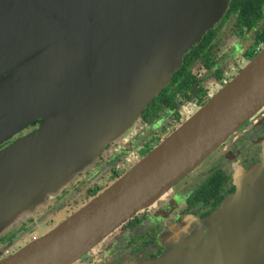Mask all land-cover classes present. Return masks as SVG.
Segmentation results:
<instances>
[{
  "label": "water",
  "instance_id": "water-1",
  "mask_svg": "<svg viewBox=\"0 0 264 264\" xmlns=\"http://www.w3.org/2000/svg\"><path fill=\"white\" fill-rule=\"evenodd\" d=\"M229 4L230 0H0V40L19 42L13 44L14 49L10 44L0 48V61L8 60L19 68V75L17 70L13 73L14 81L19 76L24 86L38 90V96L25 98V110L20 116L24 125L28 127L26 121L31 120L34 126L42 116L46 121L50 119L49 114H43L49 105L71 91L80 92L82 86L86 90L84 106L88 110L96 108L84 120L76 138L99 133L104 137L103 141L89 138V156L81 155L78 147L66 148L67 144L52 147V142L47 146L37 143L36 134L45 133L46 121L42 132L36 130L22 140H29L25 146L33 148L28 156L31 163L24 165L23 174L11 187V195L0 194V236L20 226L33 215L34 212L25 214L31 208L43 207L48 198L54 199L89 169L105 148L95 150L93 155V144L101 142L103 146L112 136L115 141L123 139L121 135L131 124L130 130L135 131L138 117L169 85L183 64L184 54L224 18ZM87 40L91 52L99 46L103 51L84 69L80 49ZM98 67L102 70L92 73ZM136 73L146 81V87L137 92L134 101H125L120 95L125 92L120 82H112L115 77H138ZM73 76L75 80L86 79L73 84ZM113 84L118 91L116 99L110 91ZM99 99L106 104L100 117ZM110 103H116V107L111 109ZM263 108L264 49L113 185L48 233L2 258L0 264H73L166 195ZM34 150L41 151L35 161L31 158ZM3 154L0 181L16 170ZM93 159L84 168L85 162ZM257 172L263 173L260 180H264V160L243 171L242 182ZM256 183L259 194L264 193V183ZM241 188L250 190L239 183L238 190L208 219L184 221L179 230H193L190 221L194 220L198 239L195 232L190 237L182 235L180 254L174 250L160 261L264 264V196L248 204L240 195ZM237 208L243 210L234 215Z\"/></svg>",
  "mask_w": 264,
  "mask_h": 264
},
{
  "label": "flooded vegetation",
  "instance_id": "flooded-vegetation-1",
  "mask_svg": "<svg viewBox=\"0 0 264 264\" xmlns=\"http://www.w3.org/2000/svg\"><path fill=\"white\" fill-rule=\"evenodd\" d=\"M249 1L254 5V12L257 10L258 22L255 27L252 29L245 27L243 32L240 31L237 25L239 23L238 11L229 12L232 2L230 0L226 15L212 29L216 34L211 44V52L214 57L212 63L208 65L202 60H197L190 69L197 81L198 88L205 90L209 98L211 97V88L208 87V83L213 82L218 87L224 85L229 81L228 78L235 76L249 62L248 52L253 53L254 57L250 58L253 60L264 49V40L255 45V39L264 31V0ZM254 16L256 14L251 15V17ZM4 41L12 46L15 43L19 44L17 40L7 38L0 40V43ZM245 42L247 46H245ZM15 70L19 75L17 66L10 64L8 60L0 61V108H2L0 131L4 130L0 133V136L3 137L0 140V151L9 147L17 139L33 133L38 127L37 125L24 127V118H20L23 113L16 114L15 109L18 103L15 100L19 101L18 92L22 85L18 80L14 81L13 79ZM219 75L221 78L218 77ZM185 104L186 106H184ZM148 107L141 114L137 123L138 138H131L129 141L119 140L107 146L105 152L109 150L110 156L106 160L104 171L109 173L104 174V177H107L108 180L106 182L90 181L91 186L85 192L86 201L72 214L113 185L145 155L155 149L167 136L178 129L194 110L200 107V103L199 99H189L188 95H185L178 100L176 108L158 112V116L150 120L145 118ZM156 113L153 112L152 115ZM18 125L22 128L21 130ZM146 130L150 132L146 134ZM139 138L141 141L138 143ZM130 152L134 153L133 158L128 156L132 154ZM263 160L264 108L255 118L245 122L197 169L174 185L166 195L147 209L137 213L131 220L126 221L73 264H185L179 260H171L166 263L160 261L162 256L174 250H179L177 252L180 254L179 241L182 235L190 237L195 232L193 235L198 239V226L196 227L194 220L190 221L193 230L184 229L188 231L186 232L179 230V227L181 228L183 222L188 219L197 218L199 221L208 219L227 197L236 192V168H242L240 171H244L246 168L250 170L262 164ZM192 176V180H188ZM211 179H214V182L216 179L223 181V199L215 206L212 205L216 199L215 195L210 194L207 197L206 193V186ZM92 180L94 181V179ZM64 191L63 195L68 190ZM32 221L34 218L29 220V222ZM22 228H25V225L17 230ZM47 231L36 236L35 239L48 233ZM18 238L19 235L0 237V258L13 253L10 250L13 245L12 241ZM30 241L31 239L28 242Z\"/></svg>",
  "mask_w": 264,
  "mask_h": 264
},
{
  "label": "rangeland",
  "instance_id": "rangeland-1",
  "mask_svg": "<svg viewBox=\"0 0 264 264\" xmlns=\"http://www.w3.org/2000/svg\"><path fill=\"white\" fill-rule=\"evenodd\" d=\"M0 44H2L0 45V48H2L3 46L9 45L7 41L1 42ZM244 44L245 46H247L246 42ZM89 45H90V41L87 40L85 43L82 44L81 49H80L81 56H83L82 67L84 69L90 64L89 63L90 61L91 62L97 61L100 53L103 51V48L99 46L95 49L96 52H91V50L88 48ZM9 46L11 49H14L12 45H9ZM188 52H186L185 54H187ZM101 70L102 68L98 67L94 69L92 73L94 71L99 73ZM150 72L154 73V69H151ZM136 74L138 77H136L133 74L128 75L126 77H121V78L115 77L114 81L112 82L114 84L116 83L118 84L120 82V84L125 90V92H122L120 95L121 97H124L125 101H130V100L134 101V99L136 98L137 92L141 91L144 87H146V81L143 80V78L141 77L139 73H136ZM136 78H139L137 79L138 82H133V80H135ZM73 79L75 80V76H73ZM85 79L86 78L83 79V77L78 78L75 80V82H73V84H76L77 81L85 80ZM17 80L21 83L22 87L19 89V92H18V95H20L19 101L15 100L18 103V106L15 109V111H16V114H22L24 113V110H25V98L36 95L38 90L31 86H29L30 88L28 86H24L23 79L21 77L19 78V76L17 77ZM208 87L211 88V96L219 90L218 85L213 82L208 83ZM116 88L117 87L114 85V87L110 89L115 99L118 94V91ZM85 91L86 90H83L82 86H81L80 92L76 94L75 93L71 94L72 92L71 91L63 99L57 101L55 104L49 105L48 109L44 111L43 114H49L50 119L46 121V118L42 116V117H39L37 120H35V122H37L36 125L38 126L36 130H39V132H42L45 126V133L36 134L35 140L37 143H41V145L47 146L49 143L52 142L54 143V146L52 147H55L56 143H59L60 145L67 144L66 148H69V147L77 148L78 147L81 155L86 154L89 156L91 154L89 151V146H88L89 138L90 139H93V138L100 139L101 138L103 141L104 137L99 133L95 135L91 134L90 136H83V137L76 138L77 132L83 127L84 120L88 118L89 114L93 113L94 109L96 108V107H93L90 110H88L87 107L84 106V101L86 98V95L84 96ZM36 96H38V94ZM103 102L104 101H102L101 99H99L98 101L97 113L99 114V117L104 115L103 111H104V107L106 104L102 105ZM88 104H91V102H88ZM108 106L111 109H113L116 107V103L115 104L110 103ZM184 106H186V104ZM11 111L12 109L10 110V112ZM4 114L5 112L3 113V115ZM138 118L140 119V116ZM136 121L137 120H135L134 123ZM138 121L136 122V125L134 126L135 131L130 130V128L134 125V124H131V126L128 127V131L121 135L124 137L123 139H120V140L129 141L131 138H138L137 132H136ZM26 122L29 123V125L35 124L31 120H28ZM43 123H44V126H43ZM24 127L26 126L24 125ZM21 129L22 128L19 126V130ZM129 131H131L130 134H128ZM149 132H150L149 130H146V134H148ZM30 134L20 139H17L9 147H6L0 151V154L4 152L3 159L9 160V161L11 160L15 164V168H16V170L11 175L3 178L0 181L1 183L0 184V194L11 195V187L15 183L16 178L19 175L23 174L24 165H26V162L31 163V160L30 158H28V156H30L29 153L33 148H26L25 145L29 144L30 142L29 140L22 141L26 137L33 135V134L30 135ZM2 138L3 137L0 136V140ZM114 138L115 136H112V138L107 139L103 146L101 142L95 143L92 145V148L94 149L92 150L93 155H95V150L97 149L100 150L101 147L103 148L105 147V148L94 163H93L94 159L89 162L88 160L85 162L84 168L89 167L92 163L93 165L89 169H87L85 172L81 173L74 181H72L69 184V186H67V188H65V190H68L66 194L63 195L65 191H62L54 199L48 198L44 202L43 207L35 206L31 208V210L25 214H31L34 212L32 216L31 215L28 216V218L23 223H21L20 226H15L13 229H8L4 234L0 236V237H3L5 235H9L10 237H12V236L19 235V238L17 240L12 241L13 245L10 250L13 253L19 250L25 244H27V242L30 239L32 241L35 239L36 236L40 235L41 233H44L47 230H48L47 232L51 231L58 224H60L61 221L67 219V217L71 216L70 214H72L74 211L80 208L81 205L86 201L85 192L91 186L90 181L106 182L108 180L107 177H104V174L109 173V172L104 171L105 169L104 165L106 163V160L109 158L110 153H109V150L107 152L105 151H106L107 146L111 145V142L112 143L113 141L116 142L115 140H113ZM140 141L141 139L138 141V143ZM13 148H15V150ZM37 148L40 150V146H38ZM34 151L36 152L35 154L31 156V158L35 161L37 155H39L41 151H37V150H34ZM128 156L129 157L131 156L133 158L135 155L134 153H132V154H129ZM80 165L81 163L78 165V167ZM27 168H30V166H27ZM35 168H37V166H35ZM241 169L242 168H236L237 173L235 177L236 178L235 184L237 185V190H238V184L240 183L241 187H246L247 189L248 188L250 189L247 192H245L243 188L240 189V195H242V197L246 199V203L254 204V203L259 202L261 199V196H264V193L259 194L258 190L260 188L258 187L256 181L261 185L264 183V180H260L263 173L261 172L254 173L251 177L247 178L246 181L242 182V180L245 177V174L242 173L243 171L242 172L240 171ZM244 171L246 172L248 171V169L246 168L244 169ZM192 178L193 176L190 177L188 180H192ZM92 179H94V181ZM15 190L18 191V188ZM242 210H243L242 208H237L234 211V215L242 212ZM31 218H34V221L29 222ZM23 225H25V228L17 230L18 228H21ZM200 225L202 226V224ZM15 229L16 231H14ZM23 232L25 233L23 234ZM208 235H209V231H208Z\"/></svg>",
  "mask_w": 264,
  "mask_h": 264
},
{
  "label": "trees",
  "instance_id": "trees-1",
  "mask_svg": "<svg viewBox=\"0 0 264 264\" xmlns=\"http://www.w3.org/2000/svg\"><path fill=\"white\" fill-rule=\"evenodd\" d=\"M252 3V2H251ZM249 0H232L230 5V13L238 11V27L240 31L243 32L244 28L247 27L252 29L255 27L258 22L257 10L254 12V5L251 4ZM253 11V12H251ZM256 14V16L251 17V15ZM255 39L256 44L258 45L259 41L264 40V31L260 33ZM212 35V36H211ZM215 30L208 31L204 39L198 43L190 52H188L183 58V64L181 68L173 74L171 81L168 86H166L151 102L148 110L145 112V118L150 120L151 118H156L158 112H161L165 109L176 108L177 102L179 99L183 98L185 95H188L189 99L197 98L199 99L200 107L205 105L209 101L207 93L202 88H198L197 81L190 72V69L195 64L197 60H202L205 64L210 65L214 57L211 52L212 39L214 37ZM249 55V62L254 57L253 53H247ZM251 58V59H250ZM252 61V60H251ZM248 62V63H249ZM247 63V64H248ZM221 78V75L218 76ZM234 77V76H233ZM228 78L229 81L233 78ZM223 86H219V89ZM179 98V99H178ZM198 107V108H200ZM197 108V109H198ZM196 109V110H197ZM194 110L188 118L196 111ZM153 112H157L152 115ZM151 113V115H150ZM187 118V119H188ZM207 197L210 194L215 195L216 199L213 202V206L217 205L223 199V181L216 179H211L206 186ZM3 257V256H2ZM2 258H0L1 260Z\"/></svg>",
  "mask_w": 264,
  "mask_h": 264
},
{
  "label": "built area",
  "instance_id": "built-area-1",
  "mask_svg": "<svg viewBox=\"0 0 264 264\" xmlns=\"http://www.w3.org/2000/svg\"><path fill=\"white\" fill-rule=\"evenodd\" d=\"M226 84V83H225Z\"/></svg>",
  "mask_w": 264,
  "mask_h": 264
}]
</instances>
